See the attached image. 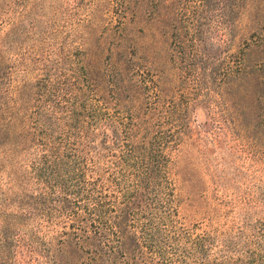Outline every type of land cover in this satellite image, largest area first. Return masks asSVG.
Returning <instances> with one entry per match:
<instances>
[{"label": "trees", "instance_id": "16d2710c", "mask_svg": "<svg viewBox=\"0 0 264 264\" xmlns=\"http://www.w3.org/2000/svg\"><path fill=\"white\" fill-rule=\"evenodd\" d=\"M126 3L111 29L116 48L130 56L88 64L83 50L60 84L48 77L35 89L40 101L44 88L46 104L37 102L30 121L23 110L0 112V141L30 128L45 152L34 164L44 188L0 221V264H264V248L236 256L235 245L213 248V238L194 234L179 214L172 176L192 103L221 108L240 135L229 102L264 82V0H151L153 48L136 36H144L138 1ZM216 5L229 9L231 30L219 54L205 26ZM170 31L164 59L157 34ZM22 220L35 221L34 229L17 234Z\"/></svg>", "mask_w": 264, "mask_h": 264}, {"label": "rangeland", "instance_id": "374dc122", "mask_svg": "<svg viewBox=\"0 0 264 264\" xmlns=\"http://www.w3.org/2000/svg\"><path fill=\"white\" fill-rule=\"evenodd\" d=\"M126 1L0 0L2 117L23 110L30 121L37 102L46 104L42 98L44 88L40 101L35 100V89L45 86L48 77L60 84L59 76L71 64L70 60L83 56V50L91 58L88 64L95 58L100 63L109 60V56L114 60L123 59L121 55L130 56L116 48L117 39L111 29L113 13L128 6ZM137 1L136 8L143 13L138 20L142 19L144 36H136L139 42L153 48L149 27L155 26L149 14L156 8L151 0ZM228 12L227 7L216 5L205 13L211 18L205 19V26L212 27L206 42L214 44L213 54L223 51L218 43L231 31ZM236 13L234 9L233 22ZM129 27L139 33L140 27L135 22ZM233 30L236 32V24ZM171 32L166 36L157 34L163 43L159 45L162 50L159 56L164 59L163 52L173 42ZM111 50L120 53L115 55ZM140 51L136 57L141 55ZM233 98L228 111L238 122L240 135L233 132V125L221 108L207 102L191 104L186 121L189 130L173 152L176 175L172 172V176L177 182L176 205L185 225L194 234L213 238V248L235 245L241 249L236 255L239 256L243 250L264 248V82L252 90H241L236 105ZM17 128L21 126L17 124ZM20 131H25L21 134L27 135L28 140L24 141L15 130L9 140L0 141L1 222L4 215L20 211L24 195L39 194L44 188L43 181L37 180L34 173V164L45 152L31 142L32 129ZM34 225L35 221L22 220L15 231L30 232Z\"/></svg>", "mask_w": 264, "mask_h": 264}]
</instances>
